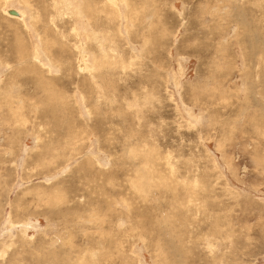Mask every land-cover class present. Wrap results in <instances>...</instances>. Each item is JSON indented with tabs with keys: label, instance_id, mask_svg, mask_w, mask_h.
Instances as JSON below:
<instances>
[{
	"label": "rangeland",
	"instance_id": "rangeland-1",
	"mask_svg": "<svg viewBox=\"0 0 264 264\" xmlns=\"http://www.w3.org/2000/svg\"><path fill=\"white\" fill-rule=\"evenodd\" d=\"M0 264H264V0H0Z\"/></svg>",
	"mask_w": 264,
	"mask_h": 264
},
{
	"label": "bare ground",
	"instance_id": "bare-ground-1",
	"mask_svg": "<svg viewBox=\"0 0 264 264\" xmlns=\"http://www.w3.org/2000/svg\"><path fill=\"white\" fill-rule=\"evenodd\" d=\"M11 9V10H10ZM10 9H8L7 10V12L9 13V11H10V13L11 14H15L17 17H23V16H25V12H23V11H19V10H17V9H14V8H10ZM24 18V17H23ZM86 65H87V62H86ZM82 67V66H81ZM86 68V67H85ZM84 69V68H83Z\"/></svg>",
	"mask_w": 264,
	"mask_h": 264
}]
</instances>
